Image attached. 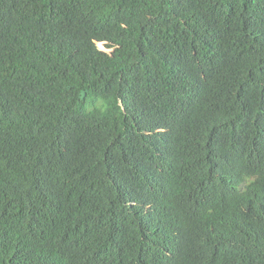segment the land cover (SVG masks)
I'll use <instances>...</instances> for the list:
<instances>
[{"label": "trees", "instance_id": "16d2710c", "mask_svg": "<svg viewBox=\"0 0 264 264\" xmlns=\"http://www.w3.org/2000/svg\"><path fill=\"white\" fill-rule=\"evenodd\" d=\"M0 264H264V0H0Z\"/></svg>", "mask_w": 264, "mask_h": 264}, {"label": "clouds", "instance_id": "9594fccd", "mask_svg": "<svg viewBox=\"0 0 264 264\" xmlns=\"http://www.w3.org/2000/svg\"><path fill=\"white\" fill-rule=\"evenodd\" d=\"M254 180V177H252V178H250L246 183L248 184L250 181H253ZM142 224V223H141ZM142 227H143V225H142ZM158 226L156 227V233L159 231L158 230ZM158 236H161L160 234H158Z\"/></svg>", "mask_w": 264, "mask_h": 264}, {"label": "rangeland", "instance_id": "374dc122", "mask_svg": "<svg viewBox=\"0 0 264 264\" xmlns=\"http://www.w3.org/2000/svg\"><path fill=\"white\" fill-rule=\"evenodd\" d=\"M99 49L101 50H105L104 47L102 45H98Z\"/></svg>", "mask_w": 264, "mask_h": 264}]
</instances>
